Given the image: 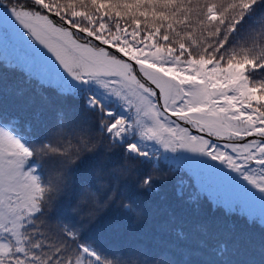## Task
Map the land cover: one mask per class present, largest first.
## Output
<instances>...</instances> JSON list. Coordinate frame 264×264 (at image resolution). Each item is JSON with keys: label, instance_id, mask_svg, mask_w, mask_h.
<instances>
[{"label": "snow or ice", "instance_id": "obj_1", "mask_svg": "<svg viewBox=\"0 0 264 264\" xmlns=\"http://www.w3.org/2000/svg\"><path fill=\"white\" fill-rule=\"evenodd\" d=\"M16 40L0 264H264V0H0Z\"/></svg>", "mask_w": 264, "mask_h": 264}, {"label": "trees", "instance_id": "obj_2", "mask_svg": "<svg viewBox=\"0 0 264 264\" xmlns=\"http://www.w3.org/2000/svg\"><path fill=\"white\" fill-rule=\"evenodd\" d=\"M15 48H17V46L12 44L10 41H0V53L12 55ZM172 194V182L170 181L168 185L163 186V190L160 195L171 198Z\"/></svg>", "mask_w": 264, "mask_h": 264}, {"label": "rangeland", "instance_id": "obj_3", "mask_svg": "<svg viewBox=\"0 0 264 264\" xmlns=\"http://www.w3.org/2000/svg\"><path fill=\"white\" fill-rule=\"evenodd\" d=\"M10 42H11L12 44L16 45L17 48L19 47V44H20L19 40H16V41H10Z\"/></svg>", "mask_w": 264, "mask_h": 264}]
</instances>
